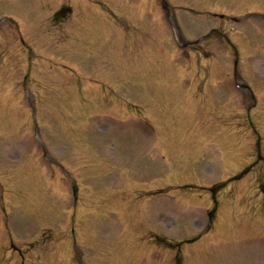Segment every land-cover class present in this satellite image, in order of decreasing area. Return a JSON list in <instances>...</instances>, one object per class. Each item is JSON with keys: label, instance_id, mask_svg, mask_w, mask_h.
Listing matches in <instances>:
<instances>
[{"label": "rangeland", "instance_id": "374dc122", "mask_svg": "<svg viewBox=\"0 0 264 264\" xmlns=\"http://www.w3.org/2000/svg\"><path fill=\"white\" fill-rule=\"evenodd\" d=\"M158 1L169 23L156 0H0L19 24L0 22V264L264 253V0ZM62 2L71 13L52 17ZM107 109L127 132L112 157ZM215 203L214 230L198 232Z\"/></svg>", "mask_w": 264, "mask_h": 264}]
</instances>
